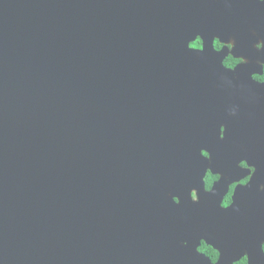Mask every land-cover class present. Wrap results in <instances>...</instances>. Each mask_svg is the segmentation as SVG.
Segmentation results:
<instances>
[{"label":"water","instance_id":"obj_1","mask_svg":"<svg viewBox=\"0 0 264 264\" xmlns=\"http://www.w3.org/2000/svg\"><path fill=\"white\" fill-rule=\"evenodd\" d=\"M193 2L0 0V264H159L210 227L172 182L219 189L189 174L213 154L196 139L213 79L178 63L214 49L189 48Z\"/></svg>","mask_w":264,"mask_h":264},{"label":"flooded vegetation","instance_id":"obj_2","mask_svg":"<svg viewBox=\"0 0 264 264\" xmlns=\"http://www.w3.org/2000/svg\"><path fill=\"white\" fill-rule=\"evenodd\" d=\"M192 5L206 13H202L205 18L195 27L202 34H196L195 39L188 37L189 45L199 38L204 49V40L210 41L212 37L214 49L197 58L180 53L183 57L178 63L191 71L198 66L213 79V111L206 122L197 124L200 129L196 132V139L211 147L213 154L203 149L210 157L201 156L202 159L191 164L189 174L202 173L205 169V191L219 189L214 196L202 197L196 189L195 175L172 181H180L183 187L192 189L196 206L187 214L211 225L198 228L196 233L201 236L188 237L193 242H180L176 249L161 253L163 260L159 261L161 264H213L209 252L200 251L202 246H207L220 252L216 264H233L245 254L249 264H264L260 247L264 243V83L254 78L264 76V3L261 0H194ZM229 57L239 62L229 67L226 63ZM219 64L229 73L215 74ZM221 126L225 128L223 139L219 133ZM246 161L248 166L242 167ZM252 167L256 169L254 173ZM249 176L251 180L245 186L242 181ZM239 191L236 212L229 218L220 216L219 202L224 204L227 199L233 205ZM210 230L212 234L207 236Z\"/></svg>","mask_w":264,"mask_h":264},{"label":"clouds","instance_id":"obj_3","mask_svg":"<svg viewBox=\"0 0 264 264\" xmlns=\"http://www.w3.org/2000/svg\"><path fill=\"white\" fill-rule=\"evenodd\" d=\"M262 3H264V0H261ZM194 47H199V41L197 40V42L193 45ZM217 47H220L219 42H217ZM239 61H236L229 57L228 61H226V63L228 64L229 67H234L236 63H238ZM256 80L260 81V82H264V76H256L254 77ZM242 183H247V179L243 180ZM209 187H211V183L209 181ZM229 201L226 199L225 200V205H228ZM261 251L264 252V243L261 244ZM200 251L204 252V251H208L209 254L212 256L213 258V264H216V260L219 259L220 257V252L216 251L215 249H208L207 246H202L200 248ZM233 264H249V257L247 254H245L242 258H240L239 260H235L233 261Z\"/></svg>","mask_w":264,"mask_h":264},{"label":"snow or ice","instance_id":"obj_4","mask_svg":"<svg viewBox=\"0 0 264 264\" xmlns=\"http://www.w3.org/2000/svg\"><path fill=\"white\" fill-rule=\"evenodd\" d=\"M197 40L199 41V38H197ZM218 41H216V43H217ZM194 44H190L189 45V47L190 48H194V49H196V50H199V51H202L203 50V42L201 41L200 43H199V47L197 48V47H194L193 46ZM262 83H264V82H262ZM219 133H220V138L221 139H223L224 138V133H225V128L223 127V126H221L220 127V129H219ZM221 133H223V135L221 134ZM201 155L203 156V157H205V158H209L210 156H209V152L208 151H206V150H202L201 151ZM248 166V162L246 161V163H244L243 165H242V167H247ZM251 171L254 173L255 171H256V169H255V167H252V169H251ZM250 180H251V177L249 176V178H248V180H247V183H243L245 186L246 185H248L249 184V182H250ZM173 201L176 203V204H179L180 203V200L177 198V197H175V196H173ZM222 208H227V207H230L231 205H225V204H221L220 205ZM198 251H199V249H198ZM219 260V259H218Z\"/></svg>","mask_w":264,"mask_h":264}]
</instances>
